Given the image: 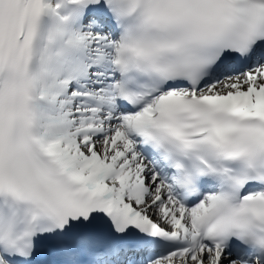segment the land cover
Returning a JSON list of instances; mask_svg holds the SVG:
<instances>
[{"label":"snow or ice","instance_id":"6c2138e0","mask_svg":"<svg viewBox=\"0 0 264 264\" xmlns=\"http://www.w3.org/2000/svg\"><path fill=\"white\" fill-rule=\"evenodd\" d=\"M0 264H264V0H0Z\"/></svg>","mask_w":264,"mask_h":264}]
</instances>
